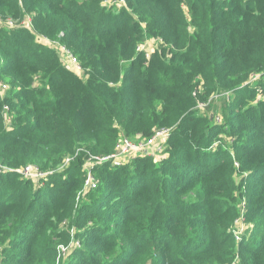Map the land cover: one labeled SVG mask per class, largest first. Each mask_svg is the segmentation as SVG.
Returning a JSON list of instances; mask_svg holds the SVG:
<instances>
[{
	"label": "trees",
	"instance_id": "trees-1",
	"mask_svg": "<svg viewBox=\"0 0 264 264\" xmlns=\"http://www.w3.org/2000/svg\"><path fill=\"white\" fill-rule=\"evenodd\" d=\"M103 1L0 0V19L29 14L35 35L58 39L86 70L69 71L29 29L0 27V224L16 227L2 260L47 264L35 250L53 219L68 223L66 241L81 240L69 264H264V0ZM148 39L160 51L146 59L137 45ZM217 89L230 96L220 123L196 108ZM162 128L167 158L97 165V188L81 198L85 158ZM30 163L51 173L47 187L20 177Z\"/></svg>",
	"mask_w": 264,
	"mask_h": 264
},
{
	"label": "rangeland",
	"instance_id": "rangeland-1",
	"mask_svg": "<svg viewBox=\"0 0 264 264\" xmlns=\"http://www.w3.org/2000/svg\"><path fill=\"white\" fill-rule=\"evenodd\" d=\"M109 1L112 0H104L102 3L104 5L108 4ZM121 5H125V0H123V2H118V4L114 7L116 9H118ZM108 7V5H107ZM185 15L188 17L189 13L187 11V9L185 8ZM128 11V10H127ZM4 20V18L0 19V27H8L9 29H14L16 27H18V23H14L15 26H5V23L2 21ZM18 22L24 21V27L23 29H29L31 31V33L34 35V38L37 42L38 41V35H35L31 29L32 27V18L29 14H24V16L20 19L17 20ZM31 26V27H30ZM28 27V28H27ZM22 28V27H20ZM188 31L190 33H194L196 30L193 26L189 25ZM51 41H58L55 38H48ZM40 43V42H39ZM147 44L146 49L149 51L150 56L157 50L160 51V41H152L148 39V41L145 42ZM46 46V45H44ZM47 48L54 50L53 48L46 46ZM146 58V56H145ZM146 58V59H149ZM81 66V65H80ZM68 68V67H67ZM69 71H78L75 69H72L69 66ZM85 69L81 66V71L78 73H75L77 76H79L82 79H85ZM256 80V79H255ZM5 97V96H4ZM3 97V98H4ZM229 94L226 91L223 90H218L213 93L207 100L206 104L204 103H197V111L198 113L200 112L201 114H209V116L215 115V117L221 118V111L222 109L225 107V105L227 104V102L229 101ZM10 108V106H9ZM12 113V110H10ZM130 138L132 139H137L136 135L134 136H130ZM220 142H227L229 141L227 139V137L223 134H219L218 138ZM219 141L216 140V144L214 142V145L218 146L219 145ZM215 146V147H216ZM146 151H144V153H146V155H148L149 157L152 158L153 163L156 165L160 164L161 161L165 158H167V154L165 152V144L163 142H158L155 146H151V147H146ZM134 152V151H133ZM141 153H134L129 155L128 157H126V159L124 160V164L126 165L128 163V161H130L132 158L136 157L138 154H142ZM89 158H85L84 159V170H88L90 168L96 167L95 165V160L94 159H90ZM33 164V163H30ZM123 164V165H124ZM37 165V164H35ZM66 167V164L61 161V163L55 167L56 169H52L53 172H63L64 168ZM1 169V168H0ZM3 169V168H2ZM4 170V169H3ZM45 172V177L42 179H34V180H29L31 183V186L36 187V188H42V187H47L49 182L52 180L51 177L48 178V175L51 173H48V171L46 169L43 170ZM93 171V170H92ZM93 177L95 178L96 182L98 181L94 172H92ZM236 181H240L239 178L236 179ZM98 185V184H97ZM97 188V186L93 187L91 186L90 188H85L83 189V193H81V198L85 196L86 192H92ZM77 205H78V200L76 201ZM241 203L238 205L240 206ZM243 227H247L246 224H241V229H243ZM235 228V225L233 224V226L231 227ZM15 230L16 227L15 225L9 221V222H4L0 224V264H5L4 260H2V256H3V251L4 248H7L10 246L12 239L14 240L16 238L15 236ZM246 229H244L243 231H245ZM69 232L68 229V223L65 222H57L53 219H49L46 221V223L43 225V227L40 229L39 231V239L38 242L40 243V246H38V248L36 247L35 250V257L38 260H44L47 259L48 263L47 264H69L70 260H74L77 261L79 259L78 256L73 257L72 255H74L75 250L81 249L82 248V243L81 240L79 238H74L70 243H69V239L66 241L65 238V233L67 234ZM62 234L60 237H54L55 234ZM72 235H74L75 233V229L72 228L71 232ZM78 233V232H77ZM26 245V243L24 244ZM44 245V246H43ZM24 251H26V249H24ZM147 255L144 254L143 255V259L146 260ZM151 260V259H150ZM24 264H41L40 262H36V260L34 258L30 259V260H26Z\"/></svg>",
	"mask_w": 264,
	"mask_h": 264
},
{
	"label": "built area",
	"instance_id": "built-area-1",
	"mask_svg": "<svg viewBox=\"0 0 264 264\" xmlns=\"http://www.w3.org/2000/svg\"><path fill=\"white\" fill-rule=\"evenodd\" d=\"M118 2H123V0L109 1V3L106 4V6L107 5L109 6L112 4L117 5ZM3 22L5 23V26H9V25L15 26L14 23L15 24L18 23V27L26 28V27H24V21L18 22V21H14L12 19H6ZM150 40L157 41V39H149V41ZM38 41L43 45H46V46L53 48L54 51L56 52L59 60L61 61L62 65L66 68L68 67L67 68L68 70H69V66H70L72 69L78 70V71H72L73 73H78L81 71V66H80V62H79L78 58L75 55H73V53L69 50V48L67 46H65L64 44L59 42V40L58 41H51L47 37L39 36ZM146 41H148V40H146ZM145 42L139 43L137 45V50L144 52L146 58H149L150 53L146 49L147 44ZM259 76H260V74H255L252 76L251 80L253 81L255 79H258ZM8 88H9L8 84H6L0 78V97L1 98H3L6 95ZM1 116H2L3 124H4L5 128L8 130L11 129L12 128V113L10 111L8 104H6V103L3 104V106H2ZM215 122L220 123L221 118L215 117ZM169 134H170V129L162 128V129L155 130V132L152 134V136L149 137L148 139L141 138L139 135H136L137 139H132L130 137L121 135L117 139L115 151L113 154L108 155V156H104V157H102V156L91 157L90 159L95 160L94 162H95L96 166L101 165L103 163H108V164H111L112 166L118 167V166H121L122 164H124V160L126 159V157H128L131 154L143 152L142 154H138V155H146V153H144V151L147 150L146 147L155 146L160 141L165 144V142L169 138ZM215 144H216V142H215ZM215 146L216 145L213 144V147H215ZM74 159H75V155H69V156L65 157L63 162L66 165H68ZM83 169H84V167H83ZM92 170H93V168H90L88 170H84V172H85V181H84L85 188H90L91 186L94 187L95 184L97 183L95 178L92 175V172H93ZM18 173H19L21 178L26 179V180L42 179L46 175L45 172L38 165H35V164H26V165L21 166L18 169ZM240 207L242 209L243 203H241ZM241 224H244L242 211H241V215L239 216V218L235 220V223H234L235 228H232V233H233V236H234L236 241H238L240 239V236L244 233L243 230L247 228V227H243V229H241Z\"/></svg>",
	"mask_w": 264,
	"mask_h": 264
},
{
	"label": "water",
	"instance_id": "water-1",
	"mask_svg": "<svg viewBox=\"0 0 264 264\" xmlns=\"http://www.w3.org/2000/svg\"><path fill=\"white\" fill-rule=\"evenodd\" d=\"M212 118H213V115L211 114V115L209 116V119L212 120Z\"/></svg>",
	"mask_w": 264,
	"mask_h": 264
}]
</instances>
